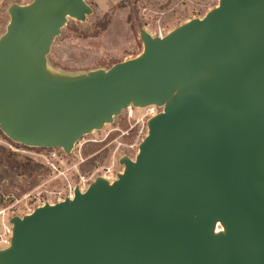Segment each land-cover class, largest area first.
I'll use <instances>...</instances> for the list:
<instances>
[{
    "label": "water",
    "instance_id": "obj_1",
    "mask_svg": "<svg viewBox=\"0 0 264 264\" xmlns=\"http://www.w3.org/2000/svg\"><path fill=\"white\" fill-rule=\"evenodd\" d=\"M91 12L86 0L11 7L2 130L70 153L131 105L164 111L116 181L16 218L0 264H264V0H220L107 71L52 74L55 36Z\"/></svg>",
    "mask_w": 264,
    "mask_h": 264
},
{
    "label": "rangeland",
    "instance_id": "obj_2",
    "mask_svg": "<svg viewBox=\"0 0 264 264\" xmlns=\"http://www.w3.org/2000/svg\"><path fill=\"white\" fill-rule=\"evenodd\" d=\"M14 1L25 6L33 0H8L0 8V39L11 23V7L17 4ZM86 1L94 12L84 19L68 17L50 46V58L55 64L51 67L59 74L96 72L134 59L145 50L144 35L163 38L178 27L205 17L220 4V0H120L116 4L108 0ZM150 107L153 106L135 107L132 116L125 109L112 122L84 135L65 155L64 174L49 170L40 158H32L42 165L36 180L22 175L9 193L0 186V250L10 247L7 245L12 241L16 218L32 214L47 203L64 200L77 187L85 192L99 176L109 183L116 181L125 171V158L136 160L140 145L149 134ZM39 151L63 153L61 148Z\"/></svg>",
    "mask_w": 264,
    "mask_h": 264
},
{
    "label": "trees",
    "instance_id": "obj_3",
    "mask_svg": "<svg viewBox=\"0 0 264 264\" xmlns=\"http://www.w3.org/2000/svg\"><path fill=\"white\" fill-rule=\"evenodd\" d=\"M123 3L124 2H122V4ZM89 5L92 9V12H91L92 14L94 12V8L91 4ZM102 26L105 27L106 23H104ZM46 64H47L48 70L52 74L61 76V77H78V76L86 75L90 73V72H87V73H77V74H65V73L59 74V72H57L55 69L52 68L53 66H55V64L50 58V53L46 55ZM116 64L117 63L113 64L109 68H101L98 70L107 71ZM17 146H25V145L17 144ZM29 148H36V147H29ZM41 166L42 165L35 162L34 159L28 156L21 155L20 153L13 151L12 149L8 147L1 146L0 147V186H3L2 187L3 192L9 193V189L15 186L16 180L22 175L33 176V178L36 180L37 176L40 174L39 168Z\"/></svg>",
    "mask_w": 264,
    "mask_h": 264
},
{
    "label": "built area",
    "instance_id": "obj_4",
    "mask_svg": "<svg viewBox=\"0 0 264 264\" xmlns=\"http://www.w3.org/2000/svg\"><path fill=\"white\" fill-rule=\"evenodd\" d=\"M152 106L153 107H150L148 110L147 116L149 118L155 117L158 114H160L161 112H163V109H162L163 107L161 108L159 105H156V104H154V105L152 104ZM158 107L160 108V110L157 109ZM139 108H141V107H139ZM134 109H135V107L132 105L127 108L129 115L132 116ZM16 144L23 145V144H20V143H17V142H14L13 140H11L7 136V134L2 130V128L0 126V147L5 146V147H8V148H10L16 152H22L25 154H29L31 156V158H34L37 160L40 158L41 163L44 166H46L49 170H51L55 173H58L60 175L65 173V169H64V167H66L65 166V163H66L65 155H67V152L66 151L64 152L63 148H61L63 153H60V151L59 152L58 151L47 152V151H39L40 149H45L42 147H36L38 149V151H37V150H31L32 148H29L30 146L25 145V146L18 147ZM54 149L56 150L57 148H54ZM73 196H74V194L71 193L67 197L73 198ZM0 213H1V211H0ZM10 245H11V241L8 243L7 246H10Z\"/></svg>",
    "mask_w": 264,
    "mask_h": 264
},
{
    "label": "crops",
    "instance_id": "obj_5",
    "mask_svg": "<svg viewBox=\"0 0 264 264\" xmlns=\"http://www.w3.org/2000/svg\"><path fill=\"white\" fill-rule=\"evenodd\" d=\"M8 0H0V8L7 2ZM118 1L120 0H108V2H110L111 4H116ZM13 3H17L19 4L18 2L14 1Z\"/></svg>",
    "mask_w": 264,
    "mask_h": 264
},
{
    "label": "bare ground",
    "instance_id": "obj_6",
    "mask_svg": "<svg viewBox=\"0 0 264 264\" xmlns=\"http://www.w3.org/2000/svg\"><path fill=\"white\" fill-rule=\"evenodd\" d=\"M2 214V212L0 213V215Z\"/></svg>",
    "mask_w": 264,
    "mask_h": 264
}]
</instances>
